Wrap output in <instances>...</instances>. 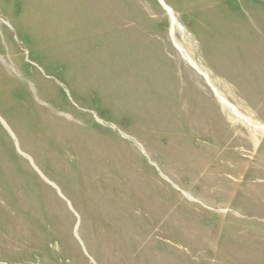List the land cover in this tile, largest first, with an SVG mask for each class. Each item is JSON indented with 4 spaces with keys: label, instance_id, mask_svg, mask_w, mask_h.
Here are the masks:
<instances>
[{
    "label": "rangeland",
    "instance_id": "374dc122",
    "mask_svg": "<svg viewBox=\"0 0 264 264\" xmlns=\"http://www.w3.org/2000/svg\"><path fill=\"white\" fill-rule=\"evenodd\" d=\"M0 264H264V0H0Z\"/></svg>",
    "mask_w": 264,
    "mask_h": 264
},
{
    "label": "bare ground",
    "instance_id": "6f19581e",
    "mask_svg": "<svg viewBox=\"0 0 264 264\" xmlns=\"http://www.w3.org/2000/svg\"><path fill=\"white\" fill-rule=\"evenodd\" d=\"M167 11H169V14L171 15V12H170V10H167ZM172 18V17H171ZM174 21V20H173ZM178 49L180 50V52H181V54H182V56H183V58L186 60V61H188L189 63H190V65L193 67V68H195L198 72H199V70H198V68L195 66V64L186 56V54L182 51V49H180L179 47H178ZM203 74V73H202ZM204 75V77L206 78V75L205 74H203ZM209 82V81H208ZM216 94H217V92H216ZM217 96H218V98L220 99V101L222 102V104H224L225 106H227L228 108H230L231 110H232V112L238 117V118H241V119H243L244 121H246L247 122V124H250L249 123V121H248V119L247 118H245L244 116H242L241 114H239L238 112H237V110L232 106V105H230L224 98H222L221 96H219L218 94H217Z\"/></svg>",
    "mask_w": 264,
    "mask_h": 264
},
{
    "label": "water",
    "instance_id": "95a60500",
    "mask_svg": "<svg viewBox=\"0 0 264 264\" xmlns=\"http://www.w3.org/2000/svg\"><path fill=\"white\" fill-rule=\"evenodd\" d=\"M159 1L161 2V0H159ZM162 6L165 8V10H168L167 7H165V6L163 5V3H162ZM1 122H2V121H1Z\"/></svg>",
    "mask_w": 264,
    "mask_h": 264
}]
</instances>
